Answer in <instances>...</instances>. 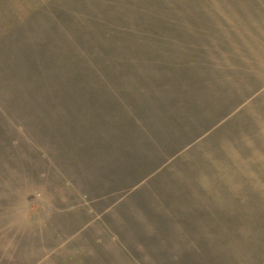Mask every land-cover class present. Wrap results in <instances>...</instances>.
<instances>
[{
	"label": "rangeland",
	"instance_id": "374dc122",
	"mask_svg": "<svg viewBox=\"0 0 264 264\" xmlns=\"http://www.w3.org/2000/svg\"><path fill=\"white\" fill-rule=\"evenodd\" d=\"M0 264H264V0H0Z\"/></svg>",
	"mask_w": 264,
	"mask_h": 264
}]
</instances>
